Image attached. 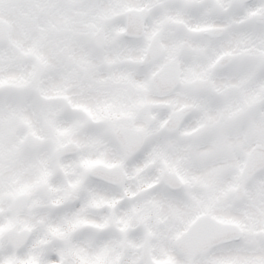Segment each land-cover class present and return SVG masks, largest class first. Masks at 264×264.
I'll return each mask as SVG.
<instances>
[{"label":"flooded vegetation","instance_id":"af4514ba","mask_svg":"<svg viewBox=\"0 0 264 264\" xmlns=\"http://www.w3.org/2000/svg\"><path fill=\"white\" fill-rule=\"evenodd\" d=\"M239 2L82 11V52L98 60L99 77H64L47 115L37 85L33 124L0 114V240L23 249L6 264H184L213 228L259 234L248 209L264 154L233 125L260 96L214 78L246 41L229 38L219 54L199 43L230 34ZM28 134L42 145L29 149Z\"/></svg>","mask_w":264,"mask_h":264},{"label":"rangeland","instance_id":"374dc122","mask_svg":"<svg viewBox=\"0 0 264 264\" xmlns=\"http://www.w3.org/2000/svg\"><path fill=\"white\" fill-rule=\"evenodd\" d=\"M87 0H33V6L26 8L25 0H0V18L9 24V45L0 49L4 57H0V81L15 80L22 77V85L27 91L40 86V91L50 94L57 87L63 88L64 77H99V62L95 58L85 61L81 46L76 39L75 31L82 30V11ZM94 8L107 9L112 2L134 6L142 0H90ZM52 23L50 31L53 37L40 38L36 41L29 33L44 31L37 25V18L32 14ZM35 42V43H34ZM26 47L33 51L26 53ZM29 54H31L29 56ZM31 57L33 61H28ZM3 89V88H2ZM7 89V88H6ZM72 90V89H71ZM87 90V89H85ZM80 91V90H73ZM71 94V92L69 91ZM15 99L25 102V107L19 108L4 104L0 114L9 119L10 125L17 122L18 127L26 123L33 124L30 103L22 100V94L11 91L6 93ZM76 97H73L74 99ZM42 113L50 111L49 104L43 103ZM11 137H17L12 134Z\"/></svg>","mask_w":264,"mask_h":264},{"label":"snow or ice","instance_id":"6c2138e0","mask_svg":"<svg viewBox=\"0 0 264 264\" xmlns=\"http://www.w3.org/2000/svg\"><path fill=\"white\" fill-rule=\"evenodd\" d=\"M251 11H258V15L251 19H244L241 15ZM235 13L240 23L230 34L206 38L199 43L207 52L219 54L228 46L229 38L234 41H246L247 53L237 57L214 78L218 77L227 83L247 82L246 87L249 91L259 93V103L236 122L233 128L252 136L249 146L258 145L264 154V0H240ZM256 128L261 130L259 137L255 136ZM250 196L249 223L259 230V234L237 236L225 229L213 228L208 241L186 258L184 264H264V163L261 165L260 191L257 193L253 190ZM52 215L56 217L59 214ZM2 222L3 218H0V223ZM22 252L23 249L14 250L0 240V264H6L14 255ZM55 258L54 249L49 248L46 259L54 261ZM62 264H71V261L65 259Z\"/></svg>","mask_w":264,"mask_h":264},{"label":"trees","instance_id":"16d2710c","mask_svg":"<svg viewBox=\"0 0 264 264\" xmlns=\"http://www.w3.org/2000/svg\"><path fill=\"white\" fill-rule=\"evenodd\" d=\"M33 0H25L26 2V8H30L31 6H33L32 3ZM110 8H114V7H110ZM33 18H37V25H41L42 27H44V31L40 32H35V30H33L32 32H30L29 34L36 40L38 41L40 38H44V39H50L53 37V31H50V27L52 25V23L48 20H43L41 17H38L36 12H34L32 14ZM4 46H0V48H2ZM33 47L30 48L31 51H33L32 49ZM26 53H28V51H26ZM0 57H4L0 51Z\"/></svg>","mask_w":264,"mask_h":264},{"label":"water","instance_id":"95a60500","mask_svg":"<svg viewBox=\"0 0 264 264\" xmlns=\"http://www.w3.org/2000/svg\"><path fill=\"white\" fill-rule=\"evenodd\" d=\"M7 29H8V24H7V22H6L5 20H3V19L0 18V43L5 42V41L7 40ZM95 38H96V39L98 40V42H99V45H97V48H100L101 45H100V41H99V36L96 35ZM31 141H32V140L28 138L26 144H27V145H30V144L32 143ZM38 141H39V140H38ZM68 146H69V145H65V146H63V147H60L58 150L61 151V150L65 149V148H67Z\"/></svg>","mask_w":264,"mask_h":264}]
</instances>
